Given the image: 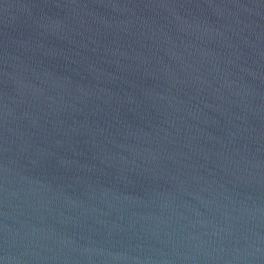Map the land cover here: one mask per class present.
<instances>
[{
	"label": "water",
	"instance_id": "1",
	"mask_svg": "<svg viewBox=\"0 0 264 264\" xmlns=\"http://www.w3.org/2000/svg\"><path fill=\"white\" fill-rule=\"evenodd\" d=\"M0 264H264V0H0Z\"/></svg>",
	"mask_w": 264,
	"mask_h": 264
}]
</instances>
